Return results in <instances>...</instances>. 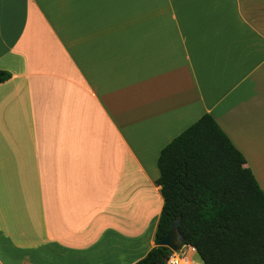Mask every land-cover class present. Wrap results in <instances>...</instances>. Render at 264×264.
I'll use <instances>...</instances> for the list:
<instances>
[{
	"label": "crops",
	"instance_id": "obj_1",
	"mask_svg": "<svg viewBox=\"0 0 264 264\" xmlns=\"http://www.w3.org/2000/svg\"><path fill=\"white\" fill-rule=\"evenodd\" d=\"M0 71V264L141 261L205 114L264 194V0H0Z\"/></svg>",
	"mask_w": 264,
	"mask_h": 264
},
{
	"label": "trees",
	"instance_id": "obj_2",
	"mask_svg": "<svg viewBox=\"0 0 264 264\" xmlns=\"http://www.w3.org/2000/svg\"><path fill=\"white\" fill-rule=\"evenodd\" d=\"M10 78L0 71V84ZM244 165L208 114L163 148L156 247L136 264H166L172 253L159 244L175 223L181 247L193 248L203 264H264V194Z\"/></svg>",
	"mask_w": 264,
	"mask_h": 264
},
{
	"label": "water",
	"instance_id": "obj_3",
	"mask_svg": "<svg viewBox=\"0 0 264 264\" xmlns=\"http://www.w3.org/2000/svg\"><path fill=\"white\" fill-rule=\"evenodd\" d=\"M176 227H177V223L173 224L167 237L159 244L161 247L167 248L171 252H175V253L178 250V245H175L174 239L177 238L180 242V245L182 243V240L177 233Z\"/></svg>",
	"mask_w": 264,
	"mask_h": 264
},
{
	"label": "built area",
	"instance_id": "obj_4",
	"mask_svg": "<svg viewBox=\"0 0 264 264\" xmlns=\"http://www.w3.org/2000/svg\"><path fill=\"white\" fill-rule=\"evenodd\" d=\"M171 256L166 261V264H190L184 254L171 252Z\"/></svg>",
	"mask_w": 264,
	"mask_h": 264
},
{
	"label": "rangeland",
	"instance_id": "obj_5",
	"mask_svg": "<svg viewBox=\"0 0 264 264\" xmlns=\"http://www.w3.org/2000/svg\"><path fill=\"white\" fill-rule=\"evenodd\" d=\"M193 264H195V262H193Z\"/></svg>",
	"mask_w": 264,
	"mask_h": 264
}]
</instances>
